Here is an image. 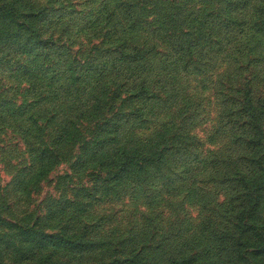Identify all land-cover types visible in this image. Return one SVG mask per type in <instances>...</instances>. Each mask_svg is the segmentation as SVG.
<instances>
[{
  "label": "rangeland",
  "instance_id": "374dc122",
  "mask_svg": "<svg viewBox=\"0 0 264 264\" xmlns=\"http://www.w3.org/2000/svg\"><path fill=\"white\" fill-rule=\"evenodd\" d=\"M0 264H264V0H0Z\"/></svg>",
  "mask_w": 264,
  "mask_h": 264
}]
</instances>
